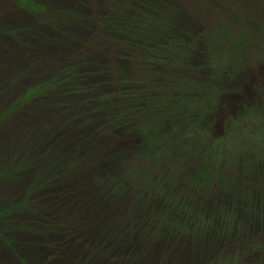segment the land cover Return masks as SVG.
<instances>
[{"label":"rangeland","instance_id":"rangeland-1","mask_svg":"<svg viewBox=\"0 0 264 264\" xmlns=\"http://www.w3.org/2000/svg\"><path fill=\"white\" fill-rule=\"evenodd\" d=\"M23 1L0 0V210L25 205L0 228V264H198L218 249L214 211L233 193L241 191L252 219L264 218V0H174L191 33L184 51L195 50L179 56L182 69L167 82L178 94L159 93L135 59L130 80H118L120 47L81 23L116 4L122 18L139 1L39 0L46 15ZM221 28L246 41L242 56L232 57ZM98 62L108 70L93 68ZM75 63L72 93L83 102L51 91L15 106ZM93 94L98 108L83 107ZM111 94L148 103L121 134L111 121L128 106ZM203 164L225 179L198 183ZM41 175L46 182L33 187ZM63 214L82 226L64 238L42 236L41 219ZM238 219L223 225L242 226Z\"/></svg>","mask_w":264,"mask_h":264},{"label":"trees","instance_id":"trees-1","mask_svg":"<svg viewBox=\"0 0 264 264\" xmlns=\"http://www.w3.org/2000/svg\"><path fill=\"white\" fill-rule=\"evenodd\" d=\"M137 1H139V4L135 7L136 10L134 9L128 11L122 18H118L119 13L122 10H120V5L116 4V9L109 14L106 13V15L101 16L103 18L97 20V18L93 19L91 17H86L81 19V23L84 26V29H86L90 34H96L97 36V34L101 33V41L104 39V41L107 43H112L116 46L118 45V48L120 47L119 53L121 55L118 54V59L121 64L117 69L122 70L124 73L121 72V76L118 80H123L125 82L130 80L129 71L133 69V65L131 66L129 61L135 59L137 64L139 63V65H141L140 67H142L141 69L144 72L145 80H152V84H154L153 80L157 81L156 84L159 93L162 94L165 92L166 94H169V92H172L173 94H178L179 91L178 88H176L177 85H174L172 81V84L167 83L170 82L169 77L174 74L172 79L175 77L177 78V75L180 73V69H182L181 62L182 60H185L183 58H179V56L186 55L187 57H190L195 52L192 46L185 48L186 50L184 51V47L188 40V35L191 33L190 29H187L186 26L182 25L181 15L183 13V5L179 1H176L175 3L174 0H136V2ZM23 2L25 5H22L32 11L34 10L38 12V14L43 12L44 7H46V5L44 3H40L39 0H27ZM45 13L46 12H43V15ZM127 17H130L129 21H125V18ZM101 24H103V28ZM220 34L222 35L223 42L226 44V48H228V51H230L233 58L242 56L245 53L247 49L246 41L237 38L234 34H232L229 28H221ZM80 59H83V57ZM86 59L90 60L89 56ZM73 66L74 69L70 68L61 71L41 84L36 85L35 87L28 90L26 94H24L20 99V101L15 104V106L17 107L18 105L26 104L33 99L41 97L42 94L51 91L68 92L73 96L71 99L72 102L75 101L73 104L83 102V98L79 97L78 99V95L72 93L76 92L73 91L72 85L76 77L73 71H78L81 69L76 63ZM93 68L108 70L99 62L93 66ZM98 73L104 74L103 72ZM96 75L97 74L93 73V76ZM106 78L107 77L105 75H102L101 78L95 79H103L104 81ZM163 78L164 80H162ZM112 80L116 81L117 79ZM90 83H92L90 84L92 87L98 88V86H100L98 85L100 84L99 82L97 83L94 81ZM112 96L113 95L111 94V96L107 95L105 97L111 98ZM115 96L116 97L113 96L112 101L116 100L121 102V104L117 103V106L120 105L119 107L123 108L122 105L126 104L129 108H123L127 109V111L121 110L118 112L120 115H116L115 119L117 117L120 119H114L111 121L112 124L109 122V125L111 124V126L117 131L120 130L118 131V134H121L125 132L124 130L127 126L126 122L131 120L132 117L134 118V116H132L134 112L144 110V108L141 109L140 105L142 104L144 107V104L148 103L141 102L140 104L138 101H132L131 98H138L136 96L132 97L130 95L125 97L122 96V94ZM95 97H97V95L94 94L91 95V97H87L85 102L88 103L84 104L83 107L87 108V105H89L91 106L90 110L98 108L99 102H93L95 99H97ZM103 99L105 100L104 97ZM105 103H107L109 107H115L110 101ZM151 104L153 110L159 112L162 105L159 103L153 105V101ZM126 113L130 118L124 121V118L121 116L126 115ZM90 116L94 117L93 115ZM159 119L162 118L159 117ZM129 123L134 126L133 122ZM168 154L169 153L166 152L164 153V155ZM218 171L219 170L212 165L203 164L201 165V168L198 167V169H196L197 174L194 175V179L198 183L209 182L216 179L221 182L226 176L223 172ZM45 182V175H41L36 178L33 187H37ZM244 201L243 194H241V191H239L237 193H233L232 198L223 200L218 210L214 211V218L216 222L213 221L215 230L214 235H212V239L215 240L219 246L216 251L201 258L198 264H264V218L252 219V212H254L253 209L248 212L245 210L246 208L241 210L240 204L243 203V205L246 206ZM21 207L14 206L6 212L0 210V228L6 225L5 220L8 216V213L12 214L14 210H18ZM232 210H234L233 213ZM234 213L238 214V220L241 221L243 225L237 227L233 225L231 227L229 225H223L226 223L227 218L233 216ZM247 214L250 215L247 216ZM41 223L42 232L40 233L42 236H48L47 238H49L51 234L54 233H57L59 234L57 236H62V238H64L82 226V223L78 222L72 214H63V216L57 217L49 216V218L41 219ZM188 224L189 221L187 222V225ZM244 224H246V231H244ZM229 228H232V231H230ZM236 228L238 230L241 229L239 232L240 235L233 234V231L236 230ZM117 234L119 233H116L115 235ZM45 241H47V239H45ZM109 241L111 242L112 239ZM113 242L119 241H117V239H113ZM57 243H59V239L55 242L51 240V242H44L43 244L57 245Z\"/></svg>","mask_w":264,"mask_h":264}]
</instances>
